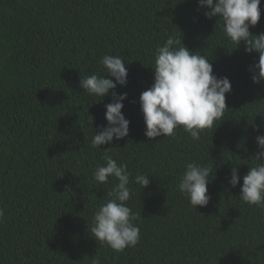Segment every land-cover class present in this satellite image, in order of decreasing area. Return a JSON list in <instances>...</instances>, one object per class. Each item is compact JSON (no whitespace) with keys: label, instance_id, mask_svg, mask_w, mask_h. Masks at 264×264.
I'll use <instances>...</instances> for the list:
<instances>
[{"label":"trees","instance_id":"obj_1","mask_svg":"<svg viewBox=\"0 0 264 264\" xmlns=\"http://www.w3.org/2000/svg\"><path fill=\"white\" fill-rule=\"evenodd\" d=\"M260 10L253 34L264 32V0ZM205 11L198 0H0V264H264V208L239 197L264 134V81L253 83L249 71L259 53L233 44ZM169 36L205 54L232 84L223 119L198 141L183 126L171 137L145 136L139 96ZM106 54L121 55L128 69L115 91L127 93L130 124L128 136L96 149L91 140L107 125L112 97L90 95L80 79L104 75ZM107 148L131 178L150 175L147 187L130 183L140 240L123 252L88 227L118 182L101 185L93 175ZM190 162L213 166L206 206L194 208L178 190Z\"/></svg>","mask_w":264,"mask_h":264},{"label":"clouds","instance_id":"obj_2","mask_svg":"<svg viewBox=\"0 0 264 264\" xmlns=\"http://www.w3.org/2000/svg\"><path fill=\"white\" fill-rule=\"evenodd\" d=\"M260 4L261 0H198V7L206 9V17H219L223 21V31L233 44L238 47L243 42L245 52L259 53L258 63L249 67L253 83L264 81V32H250V27L256 26L261 18ZM100 64L104 75L91 74L80 79V87L90 95L102 99L108 95L112 97L105 105L107 125L100 126L99 132L95 130L91 140V147L96 149L111 144L114 138L119 140L128 136L130 124L122 112L127 93L115 91L118 85L127 84L125 61L121 55L106 54ZM153 68L154 82L139 96L147 138L171 137L183 126L185 132L198 141L203 130L216 128V121L223 119L228 108L226 94L231 92L232 84L228 77L214 74L213 65L205 54L191 51L181 44L180 38L169 36L157 47ZM256 142L261 151L255 156L260 162L244 175L239 197L246 204L264 208V134L257 135ZM111 148L104 149L105 163L98 164L93 175L101 185L110 177L118 182L108 191L107 200L94 213L88 227L96 241L106 243L115 252H123L135 247L140 240L136 221L141 214L133 212L127 205L133 195L130 183L134 180L140 189L147 187L150 175L137 174L131 178L127 165L109 155ZM212 171L213 166L198 162L185 166L177 187L194 208L206 206L211 199L208 185L215 176ZM228 183L232 187L240 183L236 166L231 169ZM3 217L4 209L0 207V221ZM91 264H101L99 257H94Z\"/></svg>","mask_w":264,"mask_h":264}]
</instances>
